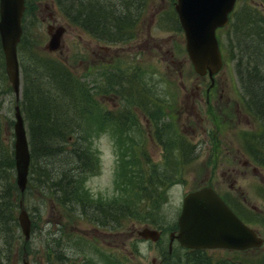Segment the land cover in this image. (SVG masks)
Listing matches in <instances>:
<instances>
[{
	"label": "rangeland",
	"instance_id": "1",
	"mask_svg": "<svg viewBox=\"0 0 264 264\" xmlns=\"http://www.w3.org/2000/svg\"><path fill=\"white\" fill-rule=\"evenodd\" d=\"M127 1L132 3L138 0ZM242 1L255 5L264 12V0H237V5ZM174 2L175 0H147V3L142 4L140 9H137L135 5H133L134 7L129 6V9L131 8L128 9L129 13H133L135 10H140L142 13L138 17L137 15L133 17V36L129 40L112 44L113 47L116 45L123 46L117 48L121 57L117 62L114 61L111 68L109 66H96L97 63L94 65L90 63L89 59L93 57L91 49H95L99 55L102 52H98L96 43L99 41L104 44L103 41L97 40L87 30L69 21L54 1L32 0L31 3L30 0H26L25 2V12L30 13L26 18L28 20L26 26L30 27L31 21L35 22L34 24L37 25L35 33L39 34L41 39L36 48H39L41 53L50 55L58 64H63L73 76L77 75L78 83H75L72 77L64 81L58 76L49 75L46 73L48 70L45 68L29 67L30 64L42 63L31 58L29 54L22 60L23 63L20 61L21 81H23L24 70L27 71V75L34 71L38 74L46 73L41 84L45 87L44 83H48V79H51V83L47 85H54L53 88L55 89L52 91L50 98L58 100H60L59 95H62V91L80 92V89L83 88L81 82L85 81L88 84L89 93L95 100L92 111L94 121L97 113L101 112L103 114L109 109L115 113V116L118 113H120L119 117L126 116L120 110L121 107L123 108L129 103V100L124 98L125 95L120 92L127 93V91L124 88V91L118 88L119 86L115 84L116 81H119L126 88H130L131 85L135 87L139 82L141 87H145L143 89L144 104L145 106L148 105L150 109L153 107L152 110H157L159 107H155V103H165V108L161 107L160 114L155 116L154 120L150 121L151 118L147 114L148 120L144 119L142 115H139L137 120L130 116L127 119L134 120L136 123L141 122L145 129L149 131H153V128L147 122L149 121V123L151 122L150 125H154L155 120H157L160 126L156 133L150 132L148 134L145 131L142 134L139 129H132L137 128V124V127L129 124V127H131L129 135H126V133L123 135L119 117L113 121H107L108 129L102 132L99 137L93 139V146L97 150L100 168L96 173L89 175L85 183L89 187L92 196L97 198L102 206L105 205L110 209L109 200L122 198L123 189H128L125 184L123 186L125 180L118 172L120 168L122 169V166H125V160L131 161L133 158L134 152L131 143L135 147H137L136 144L143 147V150L148 153L147 156H151V159L160 164L162 157L166 154L168 162L167 165L162 166V169L166 170L168 177H172L173 183L168 184L163 195H157V192L155 194L153 191V196L150 199L148 198L149 200H142L143 208L148 209L149 218H146L147 213L139 214L136 212L133 216L125 218L123 225L126 228L124 227L123 230L108 228L100 231L99 227L95 228V224L88 223V218H82L85 222H77V227H74L72 224H65L66 219L64 217L60 218V222L65 227L71 230H73V227L76 228L73 231L78 234L76 238L64 239V243L56 249L59 254L65 251L69 255V260L62 264H112L111 259L119 256L122 257V264H176L178 257L184 255L185 249L189 247L181 245L176 238L171 239L170 233L177 229V217L181 210L184 195L197 186L204 184L212 185L239 213L242 212L241 216L236 211L247 224L258 231L264 240V166L254 162L241 148L239 141L243 131L257 130L259 127L258 122L245 110L241 91L243 88L239 85L233 62L225 60L226 48L224 43L226 42L227 26L218 27L216 30L224 61L221 69L214 73L215 75L213 74L217 84L210 90L211 96L208 97L207 91L210 87V79L207 74L200 75L193 68L185 49V36L174 9ZM126 11H123V13H126ZM169 15L172 17L171 20L168 19ZM49 23L53 27L61 25L64 30L61 35L60 46L45 50L43 47L50 37L47 31ZM33 28H30L32 31H30V34L32 35L34 34ZM107 32L112 33V36H114L112 30ZM139 43H144V45L138 46ZM29 45L31 44L28 41L26 47H29ZM106 53L107 51H105L104 56H106ZM111 54H114V51ZM134 66L141 67V74L138 76L139 79L135 77V81H132ZM2 70L4 71L3 75H1ZM120 74L125 75L121 80ZM80 75L83 77L81 78ZM111 75L112 79L110 80L108 77ZM31 77L30 75L27 76L28 79ZM105 77L110 80L109 83ZM130 78L131 80H129ZM58 80H60V83L57 82ZM104 84L111 87L99 90L100 85ZM22 87L23 84L21 85V92ZM260 93L261 90L257 91V94ZM220 95L221 97H219ZM154 101L155 103H153ZM15 105V94L5 71L0 46L1 137L5 144L11 146L13 153ZM23 118L27 128L24 113ZM80 120L84 121L83 118ZM145 122L146 124H144ZM165 123H169V125L163 127ZM123 126V128H127L125 123ZM160 133L172 137L173 144L177 143L176 139L178 137L182 138L183 141L187 140V145L193 147L191 152V155L194 153L193 157L187 155L185 162H181L184 159L180 158V164L176 165V156L182 155L184 150L172 148L169 143L167 151L163 152L162 148L163 146L166 147V140L163 143V139L156 138V135ZM123 138H126V142ZM59 143L61 144V142ZM123 143L125 144L124 149L122 147L123 153H120V146ZM181 144L183 145V143ZM61 145H66V142L62 141ZM137 150L139 151V148ZM124 153L125 156L122 155ZM40 159L43 164H47L48 167L55 170L63 166L72 168L74 166V163H71V157L67 155L41 157ZM65 160L68 163H64ZM74 181L75 178L73 177L72 182ZM76 205L81 207L79 203ZM54 208L49 212L47 206L41 216H34L33 213H30L29 208L27 209L32 217H30L31 224L33 222L29 239L32 252L27 253L29 264L43 263V258L40 256L38 249L40 246L39 239L44 238L47 234L39 235V226H43V231L53 229L52 226H55L53 222L57 220L56 217L59 214ZM91 209L96 214L97 210H94L93 207ZM144 225L160 228L161 236L157 240L143 238L137 233V230ZM101 227L106 228L105 226ZM83 234H87V238L94 241V243L82 240ZM107 234L108 237H105ZM22 240L24 241L23 235ZM263 244L246 253L253 254V256L264 253ZM65 245L70 248H65ZM205 249L208 250L207 253L218 256L229 255L233 257L234 254L233 249L228 248ZM17 264H22V257ZM113 264L116 263L113 262Z\"/></svg>",
	"mask_w": 264,
	"mask_h": 264
},
{
	"label": "trees",
	"instance_id": "2",
	"mask_svg": "<svg viewBox=\"0 0 264 264\" xmlns=\"http://www.w3.org/2000/svg\"><path fill=\"white\" fill-rule=\"evenodd\" d=\"M30 1L32 3V0ZM52 1L73 24L84 28L97 40L112 43L129 40L134 34L132 20H134V16L137 15L138 17L140 13H129L131 9H129V6L134 7L133 5H135L137 9H140L142 4L147 3V0H142V2L138 0L132 3L127 0ZM237 3L230 13V19L226 25V42L224 43L226 52L224 55L226 61L230 60L234 64L239 85L243 88L241 91L245 110L247 109V114L254 117L259 127L257 130L242 132L239 139L241 148L254 162L264 166V12L259 7L245 1H242L239 5ZM25 11L26 9L22 18V38L18 44L19 63L20 61L23 63L22 60L29 54L31 58L42 62L41 64H30L29 67L45 68L48 70L46 73L49 75L58 76L64 81L72 77L78 83L77 77L73 76L63 64H58L50 55L41 53L40 49L36 48L41 40L39 34L35 33L37 25L31 21V26H26L28 22L26 18L30 13ZM123 11H126V13H123ZM168 19H172L171 15ZM31 27H34L32 29L33 35L30 34ZM108 30H112L114 36H112V33L107 32ZM28 41L31 45L26 47ZM46 73L30 72L28 75L32 77L28 79L27 71H23V98L28 102V112L25 114L28 123L26 130L28 132L30 158L32 159H30L29 176L24 191H20L17 186L14 153L11 146L4 143L0 127V264H17L23 253L32 252L29 240H22V234L18 226V212L21 201L24 207L29 208L30 213H33L34 216H41L47 206L49 212L55 207L54 209L59 213L56 217L57 220L53 222L55 225L52 226L53 229L43 231V226H39V235H47L39 239L40 246L38 249L40 256L43 258L42 264H62L69 260V255L65 258L64 251L59 254L56 249L64 243V239L76 238L78 234L66 228L60 222V216L71 218V220L89 218L95 221L96 218L100 217L98 214L106 217L108 213H111L113 224L108 225L107 228L123 230L125 218L133 216L136 212L139 214L147 213L146 218H149L148 209L143 208L142 200H149L153 196V191L155 194L157 192V195H163L168 184L173 183L172 177L169 176L171 177L169 179L166 170L162 169V166L167 165L168 162L166 154L161 159V165L151 159V156H147L148 153L143 150V147L136 144L139 148L138 151V148L131 143L134 152L133 158L131 161L125 160V166H122L121 171L118 172L125 180L123 186L125 184L128 189H123L122 198H113L109 200L110 202L108 201L111 204L110 209L105 205L102 206L98 199L92 196L85 180L100 168L97 150L93 146V139L99 137L102 132L108 129L106 123L110 119L107 113L101 114L99 112L94 121L92 112L95 105L94 98L89 93L88 84L85 81L81 82L83 88L78 93H71L69 90L62 91V95H59V99L63 101L62 103L58 99L50 98L52 91L55 89L53 88L54 85H47L51 83V79H48V83H44L45 87L41 84ZM3 74L4 71L2 70L1 75ZM124 76V74H120V80ZM57 82L60 83V80ZM104 87L106 88L105 84L100 85L98 89L104 90ZM123 88L128 92L132 89V85L130 88L123 86L121 89ZM259 90H261V93L257 94ZM155 107H158V109L152 110L153 107L150 109L148 105L145 106L146 114L151 118L150 121L160 114L161 109L165 108V103H155ZM69 110L73 111V114L68 115ZM99 110L101 111L100 108ZM82 118L84 121L80 120ZM91 120L93 122H90ZM119 121L122 128L121 132L125 135L124 122L121 119ZM155 122L158 125L157 120ZM168 125L169 123H165L163 127ZM152 126L154 133H156L159 127ZM156 138L163 139V143L166 140V147L163 146L162 148L163 152L167 151L169 143L172 148L184 150L182 155L176 156V165L180 164V158L184 159L181 162H185L187 155H189L188 157L194 155V153L191 155L193 147L187 145V140L183 141L182 138L178 137L176 139L177 143L173 144L172 137L162 133L157 134ZM62 141L66 142V145H61ZM124 142H126V138ZM124 145L123 143L120 146V153H123L122 147L124 149ZM59 155L71 157V163H74L73 168L63 166L55 170L48 167L47 164H43L40 159L41 157H56ZM122 155L125 156V153ZM64 163H68V161L65 160ZM73 177L75 178L74 182H72ZM78 203L81 207L76 205ZM92 207L94 210H98L96 214L91 209ZM241 213L239 214L241 215ZM29 216L31 217L30 214ZM81 239L85 242L94 243L89 238L82 237ZM65 248L70 247L65 245ZM185 250L184 255L178 257L176 264H264V253L253 256V254L246 253L250 250H233V257L213 255L207 253L208 250L204 248H186ZM100 257L102 258V256ZM112 261L116 264H122L123 262L120 256L111 259ZM95 262L97 263V261Z\"/></svg>",
	"mask_w": 264,
	"mask_h": 264
},
{
	"label": "water",
	"instance_id": "3",
	"mask_svg": "<svg viewBox=\"0 0 264 264\" xmlns=\"http://www.w3.org/2000/svg\"><path fill=\"white\" fill-rule=\"evenodd\" d=\"M235 2L236 0L174 2V9L185 36V49L193 68L199 74L207 72L211 79L223 64L216 30L228 23L229 13L233 10ZM24 9V0H0V44L4 52L5 71L17 95L20 71L16 44L23 30ZM47 29L50 38L45 47L49 50L57 48L60 46L64 27H53L49 23ZM15 116V179L18 187L23 190L27 184L31 155L27 131L19 110H16ZM18 222L28 237L31 218L26 208L19 210ZM137 233L146 239L157 240L160 237V230L148 225L142 226ZM170 238H176L181 245L189 248L244 249L249 246L258 247L264 243L258 231L247 224L213 186L207 184L184 195L177 217V229L170 233ZM22 264H29L26 253Z\"/></svg>",
	"mask_w": 264,
	"mask_h": 264
},
{
	"label": "flooded vegetation",
	"instance_id": "4",
	"mask_svg": "<svg viewBox=\"0 0 264 264\" xmlns=\"http://www.w3.org/2000/svg\"><path fill=\"white\" fill-rule=\"evenodd\" d=\"M133 13H142V11H140V10H135ZM220 28V27H219ZM97 41V40H96ZM104 44H102V43H100L99 41H97V50H98V52H102V53H99V55L97 54V51L95 50V49H91V51H93V57L92 58H90L89 59V61H90V63L92 64V65H94L95 63H97V65L96 66H101V67H103V66H105V67H107V66H109L110 68L114 65V61H118V59L121 57L120 56V52H119V49H117L118 47H121V46H123V45H116V46H114L113 47V45L112 44H114V43H112V42H103ZM142 45H144V43H139L138 44V46H142ZM105 51H107V53H106V56H104L105 55ZM114 51V54H111L112 52ZM137 51H139V50H137ZM81 61V60H80ZM137 62V61H136ZM141 67L140 66H138V67H135L134 66V71L132 72V81H135V77L138 75V76H140V71H141V69H140ZM207 75H208V73H206ZM200 75H205V74H200ZM215 75V74H214ZM214 75L212 76L213 77V79H211V77L208 75V77H209V79H210V82H209V88H208V91H207V96L208 97H210L211 96V93H210V90L213 88V87H215V85L217 84V82L215 81V79H214ZM112 75L111 76H109L108 78L111 80L112 78ZM106 79H107V81H108V83H109V81L110 80H108V78L107 77H105ZM137 79H139V77H137ZM129 80H131V78L129 79ZM128 84H129V81H128ZM21 85H22V83H21ZM107 87H109V85H107ZM143 89H144V87H141L140 85H139V82H138V85L137 86H135L134 87V85H132V89L131 90H129L127 93H125V92H120L121 94L123 93L124 95H125V97L124 98H126L127 100H129V103L125 106V107H121V113L123 114V115H126L125 117H119V119H121L124 123H125V126L127 127V128H124L125 130H126V135H129V131H130V129H131V127H129V124H131L132 126H135V127H137V125H138V127L137 128H132V129H139V132L140 133H142V134H144L145 133V131H147V133L148 134H150V132L151 133H154L155 131H154V128H153V126L152 125H150V123H149V121L147 122V124H149V126L151 127V128H153V131H149L148 129H145V127L141 124V122H138V123H136V122H134V120H137V119H139L138 118V116L139 115H142V117L144 118V119H147V115H146V111H145V104H144V99H145V96H144V91H143ZM123 91H124V89H123ZM20 97L21 98H23V94L22 95H20ZM19 97V98H20ZM219 97H221V95L219 96ZM18 98V99H19ZM17 98L15 97V100H16ZM94 103H95V100H94ZM16 107H18V106H16L15 105V107H14V109H16ZM109 111H111V109H109V110H106V113H107V116L109 117V119L110 120H114L115 119V117H117V116H119V114L120 113H118V115L117 116H115V113H113V111H111V113H109ZM128 116H130L131 118H133L134 120H132L131 121V119H129V120H127L128 119ZM148 120V119H147ZM137 124V125H136ZM144 124H146V122L144 123ZM154 124H156V122L154 123ZM139 133V134H140ZM150 137H151V135H149ZM221 195V194H220ZM222 196V195H221ZM222 198H224V200L227 202V203H229L228 202V200H226L225 199V197H223L222 196ZM230 205H231V203H229ZM231 207H233L232 205H231ZM233 209H235L234 207H233ZM49 219V218H48ZM78 221H80V219H75V220H72V222L71 223H73L74 225H77V222ZM97 222L99 223V224H105L106 226H108V225H111V224H113V217H112V214L110 213H108L107 214V216L106 217H104L103 215L101 216V217H99L98 219H97ZM67 228V227H66ZM70 229V228H69ZM160 229V228H159ZM161 230V229H160ZM112 232V231H111ZM83 236L85 237V238H87L88 237V235L87 234H83ZM160 236H161V234H160ZM105 237H108V234L105 236ZM106 243H108L107 241H106Z\"/></svg>",
	"mask_w": 264,
	"mask_h": 264
},
{
	"label": "bare ground",
	"instance_id": "5",
	"mask_svg": "<svg viewBox=\"0 0 264 264\" xmlns=\"http://www.w3.org/2000/svg\"><path fill=\"white\" fill-rule=\"evenodd\" d=\"M98 1V0H97ZM142 1V0H141ZM26 2V0H24V3ZM98 3V2H97ZM26 5V4H25ZM93 8V7H92ZM97 8V7H96ZM23 13H24V11H23ZM92 14H93V12H92ZM88 15V14H87ZM21 38H22V34H21V36H20V39H19V41L17 42V44H16V52H17V55H18V44H19V42H20V40H21ZM50 38V37H49ZM46 45V44H45ZM45 50H48L45 46L43 47ZM1 49H2V47H1ZM2 53H3V58H4V52H3V49H2ZM18 62H19V57H18ZM4 65H5V58H4ZM19 71H20V73H21V68H20V63H19ZM207 73V72H206ZM205 73V74H206ZM75 77H77L78 78V76L77 75H74ZM80 77H81V75H80ZM82 78V77H81ZM9 80V79H8ZM73 81H74V79H72ZM9 82H10V80H9ZM75 82V81H74ZM21 83L23 84V87H22V92H21ZM76 83V82H75ZM117 86H119L120 88H122L123 87V85L119 82V81H116V83H115ZM10 85H11V82H10ZM11 87H12V85H11ZM41 87H42V85H41ZM107 87V86H106ZM109 87H111V86H109ZM23 88H24V81H21V76H20V85H19V93H18V95L15 93V91H14V89H13V87H12V89H13V91H14V94H15V97L17 98L16 100H15V104H16V106H18V107H16V109H15V112H16V110H19L20 111V113H21V115H22V118H23V113L24 114H26L27 112H28V102H27V100H25V98H21L20 97V95H22L23 94ZM102 88V87H101ZM105 88V87H104ZM94 89V88H93ZM96 93V92H95ZM82 96V95H81ZM20 97V98H19ZM19 98V99H18ZM78 98V97H77ZM73 101H75V100H73ZM60 103H62L61 101H60ZM80 103V102H79ZM24 104H25V106H24ZM74 104V103H73ZM59 106V105H58ZM69 107H70V105H69ZM63 108V107H62ZM68 110V109H67ZM247 110V109H246ZM69 111H70V113H69ZM67 113H68V115L69 114H71L73 111H71V110H69ZM14 118H15V120H16V116H15V113H14ZM252 118H254L253 116H252ZM69 122V121H68ZM15 123V122H14ZM23 124H24V127H25V123H24V118H23ZM70 124V123H69ZM27 126H28V123H27ZM69 126V125H68ZM72 126V125H71ZM154 127L156 128V127H159V124L158 125H156V124H154ZM26 128V127H25ZM69 128V127H68ZM27 129V128H26ZM13 131H14V124H13ZM27 131V130H26ZM27 134H28V132H27ZM14 141H15V132H14ZM188 143V142H187ZM29 176V175H28ZM5 184H6V182H5ZM2 185V184H1ZM7 185V184H6ZM18 186V185H17ZM19 188V190L20 191H24V189L22 190L20 187H18ZM24 205L23 204H21L20 203V206H19V210L23 207ZM24 208V207H23ZM98 211V210H97ZM98 215H100V217L102 216V214H98ZM65 218L66 219V223L65 224H67V223H69V224H72L74 227H77V225H78V223H77V225H74L73 223H71L72 222V220H71V218H68V217H65V216H60V218ZM105 217V216H104ZM99 218V217H98ZM98 218H96V220L94 221V220H90L89 218H88V223H90V224H95V228H100L99 230L100 231H104V230H106V229H108L107 228V226L105 225V224H99L98 222H97V219ZM85 222V220L83 219V220H81L80 219V221H78V222ZM92 222H95V223H92ZM19 224V227H20V230H21V234L23 235V237H24V240L25 241H27V240H29L30 239V237H31V227H30V232H29V235H28V237H26L25 236V234L23 233V231H22V226H21V224L20 223H18ZM32 225V224H31ZM101 226H105L106 228L105 229H103ZM72 228L73 230H76V228ZM254 248H257L256 246H249V247H246V248H244V249H233V250H251V249H254ZM67 254H66V252L64 251V257L66 258L67 256H66ZM24 256H25V253H23V255H22V262H23V258H24Z\"/></svg>",
	"mask_w": 264,
	"mask_h": 264
}]
</instances>
